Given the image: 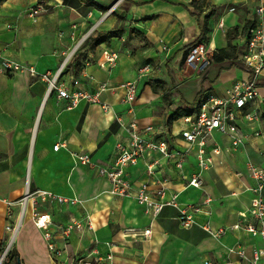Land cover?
Listing matches in <instances>:
<instances>
[{
  "label": "crops",
  "instance_id": "0c3cea01",
  "mask_svg": "<svg viewBox=\"0 0 264 264\" xmlns=\"http://www.w3.org/2000/svg\"><path fill=\"white\" fill-rule=\"evenodd\" d=\"M26 1L30 3H0V54L31 65L37 72L32 76L26 70L0 71V254L11 235L6 225L16 222L25 212L4 264H76L79 258L109 253L115 264H246L237 252L239 244L250 255L252 248L262 243L261 238L242 230H232L217 238L203 225L209 222L214 228L230 226L236 222L238 212L252 204L256 194L250 188L257 181L248 172V162L264 168V118L245 124V139L237 147L232 145L229 135L213 132L207 152L213 156L214 164L203 172L200 187L187 185L182 178V173L200 169L193 156L182 169L172 159L160 158L158 154L144 156L129 166L127 178L139 186L150 179L147 162L158 159L154 176L166 179L168 196L170 192L179 193L180 206L167 205L155 218L133 196L113 193L98 165L111 160L119 141L129 139L119 121L131 118L130 106L123 101L122 84L128 81L137 80L139 84L134 100L139 128H161L168 132L173 145L187 147L181 136V131L188 127L183 116L196 114L199 101L206 96H227L235 80L247 76V69L213 58L208 68L197 71L191 85H184L177 75L181 71L177 69L179 63L186 62L189 46L199 38L205 16L212 8L206 43L214 55L227 47L232 38L238 56L245 49L246 29L259 19L256 9L264 0H121L101 22L98 11L118 0H93L94 4L82 0H48L43 4L35 0L36 5L45 7L37 21L17 16ZM97 4L109 6L102 8ZM85 13L90 15L85 17ZM89 20L97 22L95 30L81 40L80 34L91 24ZM116 30L121 35L95 47L88 46L77 59H72L90 34ZM163 44L168 49H163ZM72 49L75 52L57 84L65 83L71 90L96 91L106 83L101 97L109 108L85 99L68 108L67 99L60 98L56 89L50 90L49 81L41 77L48 72L54 75ZM105 50L116 53L117 58L110 66L102 67L99 61L103 60ZM153 63L166 66L167 76L154 75L156 70L152 68L141 73L142 66ZM257 86L255 104L248 107L264 114V70ZM166 98L178 99L181 104L174 106L171 102L169 107ZM190 107H197L193 114L168 122L178 108ZM179 121L181 125H177ZM214 142L221 145L220 154L214 153ZM57 143L61 146L55 149ZM80 152H89L94 163L83 164L75 155ZM28 190L51 191L78 201L60 202L37 193L23 204L21 200ZM262 194L264 199V190ZM193 206L199 207V211L193 212ZM181 209L193 212L196 222L183 226L179 220ZM35 211L51 214V231L57 235L56 248L60 253L49 248L43 230L34 222ZM73 220L86 227L61 238L59 225ZM148 227L150 235H142Z\"/></svg>",
  "mask_w": 264,
  "mask_h": 264
},
{
  "label": "built area",
  "instance_id": "2783aa9c",
  "mask_svg": "<svg viewBox=\"0 0 264 264\" xmlns=\"http://www.w3.org/2000/svg\"><path fill=\"white\" fill-rule=\"evenodd\" d=\"M120 1L118 0L106 10H99L98 12L101 15L99 22L111 14ZM41 10H45V7L37 5V7L32 8L31 14L35 15ZM231 10H235V7H232ZM256 12L259 15V19L247 27L245 49L238 55V59L247 69V76L235 80L228 89L227 96L211 94L205 98L196 114L183 116V120L188 124V127L181 131V136L187 142V147L178 148L173 145L168 137V132H164L161 128L158 131L153 125L139 128L137 120L134 118V100L139 93L138 81L133 80L122 84V87L125 89L123 101L130 106L129 112L131 113V118L128 121L119 118V121L122 127L129 133V139L128 141H119L116 144L115 153L111 160L98 165L99 173L110 181L113 193L121 196H133L139 204L144 206L147 214L153 218L158 217L165 206H180L179 193L177 191L170 192L171 196H168L166 179L154 176L156 172L155 164L158 159L147 162L146 172L150 179L144 181L139 186L132 184L127 178L129 166L137 164L140 158L144 156L158 154L160 158L172 159L175 162V166L178 169H182L185 162L193 156L196 157L200 169L191 174L182 173V178L187 181V185L200 187L203 184V172L210 169L214 164L213 156L207 152L213 132L219 131L225 135H229L232 145L237 147L245 139L246 135L242 132V128L246 126L245 124H252L264 118V114L256 108H249L255 104L254 100L258 95V78L264 70V4H260ZM162 48L168 49V46L163 44ZM74 52L75 49L70 56L68 54L65 57L62 65L54 75L50 76L48 72L42 74L41 77L49 81L50 90L56 89L60 98L67 99L68 108L77 105L83 99L99 103L105 109L109 108L108 104L101 97V93L107 89L106 83H102L96 91L82 88L71 90L65 83L57 84L58 78L63 73ZM116 57V53L105 50L103 60H100L99 64L102 67L110 66L116 60ZM213 58V51L208 44L206 42H198L187 52L186 64L195 71H203L212 64ZM23 70H26L32 76L37 75L33 66L5 58L0 54V71L15 73ZM149 70V64L140 68L141 73ZM74 83L77 84L78 80L76 79ZM153 133H156L157 137H151ZM59 146L61 144L57 143L54 148L58 149ZM213 151L216 154H220L222 151L221 145L214 142ZM75 155L83 164L94 163L93 157L89 152H80ZM248 172L257 181V184L250 188L256 194L250 207L238 212L236 222L230 226L224 225L214 228L209 222H206L203 227L211 236L217 238L223 237L232 230H242L251 237L261 238L262 243L254 246L250 255L243 244H239L237 252L241 259L246 261V264H264V199L262 194L264 190V168L249 161ZM152 185H156V187L152 188ZM37 193L45 199L56 198L60 202L76 203L78 201L76 198H68L51 191L28 190L26 196L21 200L23 201L22 203L25 204L28 197ZM199 209V207L193 206V212H197ZM193 212L181 209L179 220L183 226H190L196 222ZM24 213L22 212L16 222L9 221L6 225V229L10 231L11 235L8 244H6L0 254V264H4L12 250L13 243L23 222ZM33 219L36 226L43 230L49 248L55 253H60L59 249L56 248L55 238L57 235L51 231V226L54 223L51 214L35 211ZM88 226L91 227V223ZM85 227L83 222L73 220L66 225H59L58 234L61 238L65 239L73 231H82ZM135 229L130 228L129 230L136 231ZM150 233L151 228L148 227L144 228L141 234L148 236ZM76 264L115 263L112 253H109L105 256L82 257L79 258ZM206 264H212V262L206 261Z\"/></svg>",
  "mask_w": 264,
  "mask_h": 264
},
{
  "label": "trees",
  "instance_id": "16d2710c",
  "mask_svg": "<svg viewBox=\"0 0 264 264\" xmlns=\"http://www.w3.org/2000/svg\"><path fill=\"white\" fill-rule=\"evenodd\" d=\"M4 0H0V3L3 2ZM39 3H43L45 4L48 0H38ZM88 4H94L96 2H93V0H82ZM98 6L102 7V8H107L105 5L103 4H97ZM203 9L201 8L200 11H202ZM214 10L213 8L211 9V11H209L206 16H205V20L203 21L202 24V28H201V34L199 36V38L192 42L189 46V48H191L193 45H195L198 42H207L208 41V37H207V33L209 31V24H208V20L211 18V16L213 15ZM121 35V31L120 30H116V31H111V32H98V34L96 36H93L92 34H90L85 40L84 42L81 44V46L76 50V52L74 53L72 59H77L78 56L80 55V53L88 46H92L95 47L97 45H99L101 42L107 41L108 39H110L113 36H119ZM230 35V33L228 34ZM230 37V36H229ZM232 39V38H231ZM231 39L229 40V44L227 47H223L220 48L217 53L214 54V59L217 62H224V61H228L230 62V65H243L244 64L238 59V56H236V47L232 45ZM245 67V66H244ZM207 97V96H206ZM205 97V98H206ZM201 99L199 101V105L201 106V104L203 103V101L205 100ZM197 109V107H190V108H178L176 111H174V113H172V115L169 117L168 122L172 123V121L174 119H178L181 116L185 115V114H193L194 111Z\"/></svg>",
  "mask_w": 264,
  "mask_h": 264
},
{
  "label": "rangeland",
  "instance_id": "374dc122",
  "mask_svg": "<svg viewBox=\"0 0 264 264\" xmlns=\"http://www.w3.org/2000/svg\"><path fill=\"white\" fill-rule=\"evenodd\" d=\"M17 1H20L21 2V0H17ZM26 3H27V5L25 7L20 8L19 13H18L17 16H22V17H25V18L32 17V18H34L35 21H37L39 19L40 14L43 11L42 12L40 11L39 13H36L35 15H32L31 14V10H32L33 7H37V5H36L37 2L35 0H30V3H28L27 1H26ZM106 6H109V5L106 4ZM49 11H52V8ZM89 15H90V13L89 14L88 13H85V17H87ZM100 16H99L98 19H100ZM89 22H91V24L90 25H87V27L84 29V32H82V34H80V39L81 40L84 38L85 35H87L88 33H93L94 30H95L94 27H95V24L97 22L96 21H90V20H89ZM11 27L17 29V26L16 25L15 26L12 25ZM72 50H70V51H72ZM150 68H152V70L153 69L156 70V72L154 73V75H156V76H167V69H166V66H164V65H160V64L153 63V64H150ZM177 69H181L180 72H177V71L176 72H177V75H178L179 80L184 85H191L193 77L198 75L197 71H195L193 73H190L189 70H193V69H191V68L188 69V65L186 64L185 61L180 62ZM169 80H171V78H169ZM186 87H188V86H186ZM188 88H186V89H188ZM194 92H192V94L189 95L190 98H192V95L194 94ZM173 94H176V93L174 92ZM165 101H167V102L170 101V105L168 104L169 107H171V102H174L175 103L174 106H177V104H181L180 101H178V99H168V98H166ZM134 113L136 114L135 110H134ZM134 118H136L135 115H134ZM123 120H124V118H123ZM177 125H181L180 121L178 122Z\"/></svg>",
  "mask_w": 264,
  "mask_h": 264
},
{
  "label": "bare ground",
  "instance_id": "6f19581e",
  "mask_svg": "<svg viewBox=\"0 0 264 264\" xmlns=\"http://www.w3.org/2000/svg\"><path fill=\"white\" fill-rule=\"evenodd\" d=\"M73 50H74V49H73ZM73 50L69 52V56H70V54L73 52Z\"/></svg>",
  "mask_w": 264,
  "mask_h": 264
}]
</instances>
